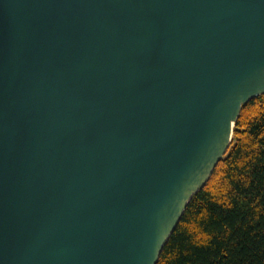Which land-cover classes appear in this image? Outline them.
Returning a JSON list of instances; mask_svg holds the SVG:
<instances>
[{
    "label": "water",
    "instance_id": "water-1",
    "mask_svg": "<svg viewBox=\"0 0 264 264\" xmlns=\"http://www.w3.org/2000/svg\"><path fill=\"white\" fill-rule=\"evenodd\" d=\"M264 95V0H0V264H158Z\"/></svg>",
    "mask_w": 264,
    "mask_h": 264
},
{
    "label": "trees",
    "instance_id": "trees-1",
    "mask_svg": "<svg viewBox=\"0 0 264 264\" xmlns=\"http://www.w3.org/2000/svg\"><path fill=\"white\" fill-rule=\"evenodd\" d=\"M158 264H264V95L243 106L227 154Z\"/></svg>",
    "mask_w": 264,
    "mask_h": 264
}]
</instances>
